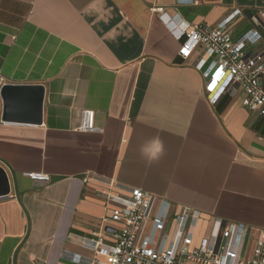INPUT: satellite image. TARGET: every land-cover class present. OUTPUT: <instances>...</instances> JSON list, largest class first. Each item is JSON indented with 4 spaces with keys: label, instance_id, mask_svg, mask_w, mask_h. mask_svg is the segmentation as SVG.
Returning <instances> with one entry per match:
<instances>
[{
    "label": "crops",
    "instance_id": "obj_1",
    "mask_svg": "<svg viewBox=\"0 0 264 264\" xmlns=\"http://www.w3.org/2000/svg\"><path fill=\"white\" fill-rule=\"evenodd\" d=\"M235 8V35L264 33V0H0V264H88L102 191H121L108 179L159 196L156 212L191 208L201 235L264 229V115L241 93L211 103L202 54L180 56L169 21L216 25ZM4 84L41 85V121L30 95L28 118L4 119ZM85 109L100 130H81Z\"/></svg>",
    "mask_w": 264,
    "mask_h": 264
},
{
    "label": "built area",
    "instance_id": "obj_2",
    "mask_svg": "<svg viewBox=\"0 0 264 264\" xmlns=\"http://www.w3.org/2000/svg\"><path fill=\"white\" fill-rule=\"evenodd\" d=\"M245 14L235 8L216 25H174L178 36L186 34L179 48L184 59L202 54L204 91L216 103L224 94H242L249 111L264 115V33L251 27L239 35L233 22ZM253 16L264 25V10ZM81 130H100L95 111L82 112ZM34 179L47 180L44 172H28ZM103 190L106 212L93 231L94 256L88 264H264V229L253 236L252 228L241 222L218 226L211 234H198V214L185 207L169 213L156 212L159 196L137 186H124L108 179ZM100 257V258H99Z\"/></svg>",
    "mask_w": 264,
    "mask_h": 264
},
{
    "label": "water",
    "instance_id": "obj_3",
    "mask_svg": "<svg viewBox=\"0 0 264 264\" xmlns=\"http://www.w3.org/2000/svg\"><path fill=\"white\" fill-rule=\"evenodd\" d=\"M43 93L44 89L41 85L21 86L4 84L1 89V96L5 102L4 119L28 118L29 115L24 113L26 109L23 107L19 108L18 102L30 95L33 96V100L36 103L35 112L31 117L34 121H41ZM9 188L8 174L0 166V197L8 195Z\"/></svg>",
    "mask_w": 264,
    "mask_h": 264
},
{
    "label": "rangeland",
    "instance_id": "obj_4",
    "mask_svg": "<svg viewBox=\"0 0 264 264\" xmlns=\"http://www.w3.org/2000/svg\"><path fill=\"white\" fill-rule=\"evenodd\" d=\"M209 234H211V232H209V233H206L205 235H209Z\"/></svg>",
    "mask_w": 264,
    "mask_h": 264
}]
</instances>
